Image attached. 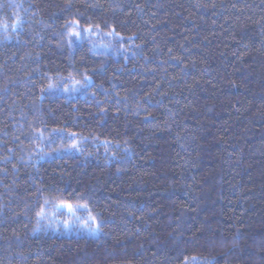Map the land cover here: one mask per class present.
Masks as SVG:
<instances>
[{
  "label": "trees",
  "instance_id": "trees-1",
  "mask_svg": "<svg viewBox=\"0 0 264 264\" xmlns=\"http://www.w3.org/2000/svg\"><path fill=\"white\" fill-rule=\"evenodd\" d=\"M0 264H264V0H0Z\"/></svg>",
  "mask_w": 264,
  "mask_h": 264
},
{
  "label": "rangeland",
  "instance_id": "rangeland-1",
  "mask_svg": "<svg viewBox=\"0 0 264 264\" xmlns=\"http://www.w3.org/2000/svg\"><path fill=\"white\" fill-rule=\"evenodd\" d=\"M74 30V29H73ZM91 29H85L84 34L79 32V29L75 28L74 32H78L79 39L92 38L98 39L99 34L97 32H91ZM98 47L108 48L105 44L104 38H100ZM40 226L46 227L45 231L53 230L55 233H85L86 235H95L98 230V223L94 216L84 207L69 205H58L54 211L50 209H44L40 215Z\"/></svg>",
  "mask_w": 264,
  "mask_h": 264
},
{
  "label": "snow or ice",
  "instance_id": "snow-or-ice-1",
  "mask_svg": "<svg viewBox=\"0 0 264 264\" xmlns=\"http://www.w3.org/2000/svg\"><path fill=\"white\" fill-rule=\"evenodd\" d=\"M18 23H19V20L17 19V21H14L13 22V24H12V27L13 28H15V27H17V25H18ZM7 26L5 25V28H6ZM71 35H79V33L78 32H73V33H71ZM78 83V82H77ZM49 87H52V85H49ZM69 208H71V205H69ZM39 215V214H38Z\"/></svg>",
  "mask_w": 264,
  "mask_h": 264
}]
</instances>
